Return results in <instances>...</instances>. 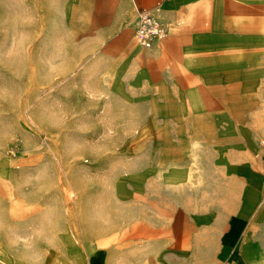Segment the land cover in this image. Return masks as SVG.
Listing matches in <instances>:
<instances>
[{"label":"rangeland","instance_id":"374dc122","mask_svg":"<svg viewBox=\"0 0 264 264\" xmlns=\"http://www.w3.org/2000/svg\"><path fill=\"white\" fill-rule=\"evenodd\" d=\"M136 11L0 0V255L87 264L89 244L91 264H211L246 205V264H264V0H202L174 22L204 32L153 60Z\"/></svg>","mask_w":264,"mask_h":264},{"label":"crops","instance_id":"0c3cea01","mask_svg":"<svg viewBox=\"0 0 264 264\" xmlns=\"http://www.w3.org/2000/svg\"><path fill=\"white\" fill-rule=\"evenodd\" d=\"M202 0H133L135 4V9L137 10L136 13L133 15V17H130L126 24L133 29L134 34V28H133V21L137 15V13L141 10H147L155 14L159 19L165 24L170 25L169 27V33L166 37H164L161 40V43H159V40L150 48V52H154L152 57V60L155 59L161 51L165 48H169L171 46H175L178 42L184 40V37L186 32H196L199 31L201 33L204 32V29L201 26H197L195 30L191 31V27H188L189 24H181L178 21L174 22L179 15L182 14H189V10H191V7L194 6L197 3H201ZM167 27V26H166ZM134 38V36H133ZM217 43V42H215ZM216 47H219V43L215 44ZM140 46V45H139ZM210 46H205L202 43L198 44L196 48H207ZM145 48V47H144ZM151 62V61H150ZM152 63V62H151ZM155 62H153L154 64ZM165 74V72H163ZM169 77H163L164 84L166 85L169 83L168 79ZM262 157L264 159V152L262 154ZM263 162L260 160V163ZM262 168H264V163H261ZM247 203V202H245ZM248 204V203H247ZM248 212V213H246ZM249 209L246 210V205L241 211H237L233 214V219L229 223H226L224 225V228L221 230L218 229L217 237L215 235L211 239V246L209 247L208 254H211L212 252L213 256L217 255V258L214 259V261L211 264H241V259L246 264L247 261L245 258V253L249 251L252 246H254V243L251 242L253 237L250 235V229L253 228L251 218L249 216ZM183 216V215H182ZM181 216V217H182ZM220 217V216H219ZM181 219V218H180ZM245 222L244 226L239 229V231H236L238 228L236 224H241ZM255 224V222L253 223ZM185 225V224H184ZM251 228L248 229V226ZM185 227H182L181 230H183ZM223 234V235H222ZM226 239H229L230 241L227 242ZM228 247L227 250L230 248V252L228 256H225L224 258H220L219 255L222 251L225 250V248ZM248 247H251L247 249ZM206 253V254H207ZM250 259V258H248Z\"/></svg>","mask_w":264,"mask_h":264},{"label":"built area","instance_id":"2783aa9c","mask_svg":"<svg viewBox=\"0 0 264 264\" xmlns=\"http://www.w3.org/2000/svg\"><path fill=\"white\" fill-rule=\"evenodd\" d=\"M134 39L145 48L152 47L158 40L167 34L166 25L150 11L141 10L137 13L134 21Z\"/></svg>","mask_w":264,"mask_h":264},{"label":"bare ground","instance_id":"6f19581e","mask_svg":"<svg viewBox=\"0 0 264 264\" xmlns=\"http://www.w3.org/2000/svg\"><path fill=\"white\" fill-rule=\"evenodd\" d=\"M118 241H119V240H118ZM117 244H118V242H115V245H117ZM115 249L122 250L120 244L117 245V246L115 247ZM88 254H89V260H88L87 264H91V257H92V255L97 256V253H96V249H94L93 247L89 246V244H88ZM56 259H57V258H56ZM0 261L5 262V263H7V264H15V263H13L12 261H10L9 259H7V258H6L5 256H3V255H0ZM53 261H54V260H53ZM53 261H51L50 264H54ZM57 263H58V262H57ZM92 264H93V263H92Z\"/></svg>","mask_w":264,"mask_h":264}]
</instances>
